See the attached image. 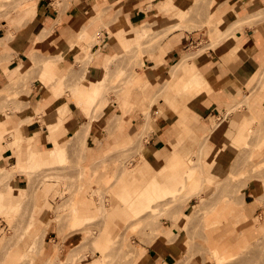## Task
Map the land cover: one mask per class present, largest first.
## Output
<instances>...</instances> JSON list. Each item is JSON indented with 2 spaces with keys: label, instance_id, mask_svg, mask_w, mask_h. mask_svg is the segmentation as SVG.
I'll list each match as a JSON object with an SVG mask.
<instances>
[{
  "label": "rangeland",
  "instance_id": "1",
  "mask_svg": "<svg viewBox=\"0 0 264 264\" xmlns=\"http://www.w3.org/2000/svg\"><path fill=\"white\" fill-rule=\"evenodd\" d=\"M33 1L0 0V29L9 30L6 41L12 40L16 32L34 20L33 18L23 23L12 21V18L16 17L13 13L18 10L20 4H29ZM195 1L192 0L191 12L188 16L177 20H174L172 15L165 18L161 16L162 24L154 25L155 16L148 24L132 30L131 39L128 40L126 39L128 37L123 36L121 39L125 38L127 43L122 42L117 33H112L111 37L118 40L123 53L116 59L112 57L110 61L108 57L105 58V76L99 81L100 88H97L100 95L91 108L93 113L88 117L100 118L104 114V108L114 101L118 106L116 112H119L122 98L130 92L131 103L125 110L119 112L120 119L114 133L109 134L106 131L107 122H102L100 137L95 138L94 143L90 145L94 149H89L81 143L70 146V141L67 157L61 154L59 158L54 157L53 163L51 160L49 163H41L32 143L34 140L29 137V133L22 137L21 130L13 124H9L4 130L0 150L3 152L8 150L4 159L7 169L18 161V153L20 157L26 158L27 163L23 168L25 176L14 172L8 173L7 170L0 174V264H9L10 253L13 254L14 264L46 263L45 251L40 249L39 242L35 244L34 231L41 223L42 225L50 223L46 247L54 242L55 235L60 231L63 233L74 231L80 236L81 252L77 264L93 262L104 256L102 252L110 254L108 257H103L105 261L102 264H144L146 258L142 257L138 260L137 254L133 252L136 250L135 247L137 249L138 247L147 249L172 247L174 246L171 245L172 242H176L180 247H177L179 257L171 264H264L263 119L249 117L250 124L241 132L246 134V137L241 144L234 146L233 150L231 147L233 141L221 146L224 147L221 157L217 159L215 165L212 161L215 167L213 172L218 176L214 175L212 181L202 184L197 181L196 175L205 166L212 168L211 161L206 162L205 156L208 135L190 138L194 132H184L187 126L184 123L178 124L179 129L177 125L178 130H174L166 137L168 150L166 159H169L165 164L169 165L173 155L175 161L172 160L171 167L159 174L164 161L159 164L151 162L153 155L146 147L148 138L145 136L140 138L135 129L130 130L128 127L122 129L123 125H119L126 116L138 112L144 114L143 121L146 122L152 119L154 121L169 110L176 114L175 121H177L180 111L189 109L190 106H185L186 104L192 103L193 109L197 102L210 92L209 87L207 90L204 87L205 94L200 93L195 96L194 92L191 100L185 99V105L181 106L177 113L175 109L178 107H173L170 104L173 101L164 95V91L168 89V72L178 59L173 64L167 65L158 78L155 71L157 63L162 62L167 56L171 48L169 40L176 31L178 34L190 36L194 43L189 48L197 51L203 46L216 48L227 39L236 38L245 25L251 26L254 23L243 24L244 21H238V17L233 20V13L221 0H202L199 9H194L197 6L193 4L198 2ZM161 3L163 0L159 4ZM159 4L150 7L155 14L158 13L157 10L160 11ZM212 4L216 5L218 11L222 7L227 10L225 19L222 18L224 19L222 25L211 22L214 15ZM218 26H221L224 32L219 33L220 38L213 43L215 40L213 35L219 30ZM107 29L110 30L109 27ZM87 36L82 34L78 43L83 39L86 40ZM4 42L1 40L0 44ZM92 42L95 43L96 38ZM145 54H148L147 59L151 63L145 62ZM2 58L8 57L4 56L0 59ZM60 59L62 58L56 60ZM39 60L42 61L41 63L46 61L43 58ZM82 60L79 61L81 69H87ZM50 62L56 63V61ZM108 64L110 65L107 66ZM38 67L39 65L23 76L9 75L10 85L0 90V117L2 119L6 117L5 122L9 123L12 120L13 102L20 103V106L15 108L18 110L28 105V95L36 78H40L49 86L58 78L56 69L52 75L37 76L35 70ZM85 72L83 79L75 82L73 86H65L64 81L58 80L55 85L57 94L69 89L72 99L76 101L77 92L83 88L88 69ZM152 76L156 81L151 80ZM139 94L146 96L140 99ZM153 98L156 102L153 101L152 107L149 108ZM104 100L106 106L103 104ZM100 106L103 108H99ZM157 109L158 113L152 112ZM224 116L225 113L220 112L219 117L213 120L214 126L221 123ZM50 130L54 129L50 128ZM25 142L28 144L27 150H24ZM91 152L96 154L95 160L87 159ZM146 162L150 164V173L158 175L148 181L140 177L142 173L138 168L144 166ZM223 169L226 171L222 173ZM173 171L180 172L181 176L178 182L169 183L170 172ZM13 176L17 180L14 193L17 199L14 203L20 200L19 192L22 189H27V194L18 202L20 203L18 207H4L10 202L8 197L12 195L14 189ZM246 183H249L247 190ZM170 184L174 189L168 187ZM142 188L146 191L142 192ZM201 189L202 193H200ZM194 193L198 194L189 199L188 195ZM83 197L92 200L94 217L72 225L66 215L70 210L68 205ZM135 201H138V204ZM124 203H132V206L140 207L133 210L128 218ZM230 203L239 207L237 210L239 214H235V211L230 213V217L222 216L221 206ZM219 215L223 219L219 218ZM104 241L110 243L103 249L99 242Z\"/></svg>",
  "mask_w": 264,
  "mask_h": 264
},
{
  "label": "crops",
  "instance_id": "2",
  "mask_svg": "<svg viewBox=\"0 0 264 264\" xmlns=\"http://www.w3.org/2000/svg\"><path fill=\"white\" fill-rule=\"evenodd\" d=\"M161 1L39 0L34 20L16 32L12 40H5L8 37L9 30L0 29V41H5L0 44V58L8 57L0 59V90L7 88L11 83L6 71L9 69L15 70L20 63L25 62L30 57L33 51H36L38 57L52 58L54 59L53 61H56L57 68L55 72L58 78L54 81L55 84L52 83L51 86L53 84L55 86L59 78L64 81L65 86H73L75 82L83 79L87 69L91 78L102 81L105 76V58L108 57L110 61L112 56H120L123 53L118 40L111 37L112 33L131 32L148 24L156 16L150 7L157 6ZM170 1L177 3L181 0ZM183 1L192 4V0ZM221 1L233 13V20L236 17L244 18L250 14L264 12V0ZM211 7L214 15L225 18L227 11L225 7H222L219 11L215 4H212ZM106 25L110 30L106 28ZM82 34H87L88 36L85 37L86 40L83 39L78 43ZM95 38L96 42L93 43L92 41ZM87 40L92 43L89 44L90 42L88 43ZM169 41L171 48L164 58L165 67L173 64L194 43L190 36L178 34L177 31ZM87 52H90L93 59L87 69H81L82 66L79 61L85 58ZM147 57L148 54H145V62L149 63ZM57 58L62 59L56 60ZM195 63L208 83L209 89H211L210 92L205 98L197 102L193 109L190 106L188 110L180 111L177 121H175L176 114L167 110L154 121L153 119L149 121L146 129L147 135L145 138H148L146 147L148 152L153 155L151 162L159 164L164 161L161 168L164 167L165 161L169 159H166L168 155L166 137L176 130L178 124L182 125L184 123L190 129V132H195L200 138L208 135V140L205 143V156L207 158L206 162L209 163L211 161L210 166L213 168L212 171H214L215 167L212 165L214 155L224 148L221 146L234 141L239 132L247 128V125L250 124L249 117L253 116L258 120H264V19L256 20L251 26L245 25V28L239 32L236 38H229L218 47L204 51L195 59ZM35 72L38 74L37 76H40L42 71L36 69ZM51 86L50 89L49 85H46L40 78H36L32 82L28 105L18 110L15 108L19 107L20 103L18 101L13 102L14 110L11 111V118L14 121H20L22 117H32L34 113H39L33 120H28L24 123L21 130L22 137L29 133V137L34 140L32 143L36 153H45V159H50L51 161L54 160L55 156L57 158L61 154L66 156L70 148L68 146L70 141V146L74 143H81L84 146H88L89 149H94L90 145L94 143L93 140L95 138L100 137L102 122H107V127H109L111 120L115 117L116 109L118 108L116 102L109 103L104 108L103 116L100 118L97 116L96 119L90 120L82 107L72 99V93L69 89L55 94L53 93L54 86ZM138 96L142 99L146 95L139 94ZM65 104L68 106L69 112L66 117L65 115L62 116L63 121L59 124L62 119V107L66 106ZM152 112L158 113V109ZM220 112L225 113V116L221 123L214 126L213 120L219 117ZM143 119L144 114L142 112L134 115L132 113L126 116L122 124L120 122L119 125H123L122 129L126 127L130 130L135 129L137 134H140L145 125ZM89 122L91 125L86 140H76V135L82 126ZM52 124L59 125L54 133H51L49 131L50 127H48ZM116 125H118L117 122L114 124L110 134L116 131ZM106 131L108 132L107 128ZM24 147V150L28 149L26 148L28 147L26 142ZM1 152L0 157L2 156L5 159L8 150L2 154ZM17 158L18 161L21 159L24 164L27 163L26 158L23 156L19 157L18 155ZM87 159L95 160L96 154L91 152ZM18 161L14 165L18 164ZM149 166V162H146L144 166L138 167L142 173L140 177H143L146 181L157 176L150 173ZM225 171V169L221 170L222 173ZM17 174L26 175V173ZM213 174L216 177L218 176L214 172ZM13 182L14 191L12 190V195H9L11 199L8 197L10 201L8 204L12 203L13 206L10 207L16 208L20 204L18 202L23 200V196L27 194V189H22L19 192L20 200L14 203L17 199L14 194L17 180L14 178ZM141 190L142 192L146 191L145 188ZM13 198L14 200L12 201ZM124 204L126 208L125 214L130 218L133 211L132 203ZM68 206L70 210L66 215L71 220L72 225L94 217L92 200L88 197L76 200ZM138 207L140 206H136V209ZM224 207H226V204L221 206L220 209ZM235 214H239V212L236 211ZM242 214L244 215V213ZM49 226L50 223L43 225L41 223L34 231L36 235L35 244L39 242L40 249L43 252L45 251V264H65L68 256H79L81 238L74 231L67 233L60 231L58 235H55L54 242L46 247ZM171 245L174 246L149 247L148 249L138 247V250L142 251V257L146 258L144 264H171L179 257L177 247H180L176 242H172ZM97 252L99 253V251ZM109 255L105 254V257ZM10 256L9 264H14L13 254L10 253ZM103 257L86 264H102Z\"/></svg>",
  "mask_w": 264,
  "mask_h": 264
},
{
  "label": "bare ground",
  "instance_id": "3",
  "mask_svg": "<svg viewBox=\"0 0 264 264\" xmlns=\"http://www.w3.org/2000/svg\"><path fill=\"white\" fill-rule=\"evenodd\" d=\"M196 1H198V2L200 1V2L198 3ZM196 1H195L196 3H194L193 5L197 6V7H195L194 9H196V8L199 9L200 6L202 5L201 4L202 0H196ZM38 4H39V0H34L32 3H29V4H25V3L20 4L18 10L13 13V14L16 15V17H13L12 21L14 23H23L25 21H29V20L33 19L35 17V15H36ZM190 5H192V4H190V3L186 2V1H183V0H181V1L177 2V3L171 2L170 0H163V3L159 4L160 11L157 10L158 13H156V18H155L156 20L154 21V25H156V24L157 25H161L162 24L163 21L160 20L161 16H164V18H165L166 16L172 15L174 20H177L178 18H183L185 16H188L190 14V12H191L190 11ZM215 17H218V18H215ZM224 19L220 18L218 15L215 14V15L212 16L211 22L213 24H218L219 23V25H222L223 22H224ZM258 19H260V20L264 19V12L263 11L262 12H258L256 14H252V15L250 14L249 16H246L244 18H239L238 17V21H241V22L244 21V23L245 22H248V23L255 22L256 20L259 21ZM218 27H219V30H217L215 32V34L213 35L215 37V40H213V43L216 42L220 38V34H223V32H224V31L221 30V26H218ZM117 36L120 39L123 38V36H126V37H128L126 39L129 40V39L132 38V32H128V31L124 32L123 31L121 33H118ZM126 39L125 38L121 39V41L125 42ZM126 43H127V41H126ZM130 43L132 45V40L130 41ZM131 48H129L130 51H131ZM209 48L210 47H208V46H203V47H200L197 51L191 50V49H189L187 51L184 50L185 52L182 53L181 57L171 66V69L169 70L168 75H167L168 89H166L164 91V95L167 96L168 99L173 101L172 103H170L173 107L174 106H175V108L178 107V108L175 109L176 113L179 111V108H181V106L185 105V103H184L185 99L191 100V98L194 95L198 96L200 93L201 94L202 93L205 94L204 87H206V90L209 87V85L206 82V80L204 79L200 69L197 67V65L195 63V59L199 55H201L204 51L208 50ZM126 50H128V49H126ZM87 53L88 54H87L86 58H84L82 60L83 64H85V67H88L89 63L93 59V56L89 52H87ZM127 53H129V52L127 51ZM127 53H125V54H127ZM112 57H113V59H116L117 57H120V56L119 55H114ZM39 58L42 59V57H38L36 55V51H33V53L30 55L29 58H27V60L25 62L20 63L15 70L13 69V71L9 69L8 71H6L7 72L6 74H8V75L17 74V75L23 76V75H26V73L31 72L33 70V68L35 69L37 65H39V67H40V68L38 67V70L42 71L41 75L42 74L43 75H46V74L47 75L48 74L52 75V73L54 74V71L57 68V65H56V63L52 64L53 62L52 63L50 62V61H53L54 59H52V58L51 59L50 58H47V59L43 58L46 61H44L45 63H41L42 61L40 62ZM148 62L151 63L149 61V59H148ZM109 65L110 64H108L107 66H109ZM164 70H165L164 60H162V62L160 61L159 63H157V66H156L155 73H156L157 78L159 77V75ZM59 80H61V79L59 78ZM151 80L153 82L156 81V79H154L153 76L151 77ZM84 81H85V83H84L85 86L83 84V88H80L78 90L77 95H76V101L82 107V109L85 111V113H86V115L88 117L89 114L91 113V108H92L93 104L96 102L97 97L100 95V91L97 90V88L100 85V82L95 80V79H93V78H91L89 72H88L87 76L85 77ZM54 84H53V86H54ZM51 85L52 84H50V86ZM50 86H49V88H50ZM171 87H173V88H171ZM53 88H54V91H55V92L53 91V93L57 94L55 86ZM194 92H195V94L192 95ZM178 96H179V98H178ZM130 97H131V92L126 97L122 98L121 105H120L121 106L120 107V111L125 110L130 105V103H131ZM153 101H155V99L152 100L151 104H149V106H148L149 108L152 107V105L154 103ZM103 102H105V100ZM168 102H171V101H168ZM101 104H99V105H101ZM103 104L106 106V102L103 103ZM185 106H191L192 107L193 104L192 103H188ZM62 108H61L62 109L61 117L66 115L69 112V108H68L67 105L63 106ZM99 108H103V107L100 106ZM99 111H100V109H99ZM101 111H102V109H101ZM119 112H116L115 117L111 120L110 126L107 127V130H108L109 134L112 132V128H113L114 124L116 122H118V120L120 119V115H118ZM38 114L39 113H34L32 117H27V118L26 117L25 118L22 117L20 121L10 120L9 123H8V121L5 122V120H6L5 116L6 115L4 116L5 117L4 119H2L0 117V142H2L1 141L2 133L9 126V124L17 125V129L22 130L23 126H24V123L26 121H28V120H33L35 118V116H37ZM90 120H92V118H90ZM62 121H63V117L60 120L59 124H61ZM90 122L87 123V124H84L82 126V128L80 129V131L76 135V140H78V141H83L84 139L86 140L88 132H89V128H90V125H91ZM148 122L149 121L144 122L145 123L144 128H143L142 132L139 134L140 138H144V136L147 135L146 134L147 133L146 129L148 127ZM52 125H54V124H52ZM52 125H49L48 127L54 129L52 131L49 129V131H51V133H54L58 129L59 125H54V126H52ZM179 127L180 126L178 125L177 128L179 129ZM178 129H176V130H178ZM189 131H190V129L188 127H185L184 132H189ZM192 136L195 137V136H198V135L195 134V132H194L190 136V138H192ZM245 137H246V134H242L241 132H239V134L235 137L234 141L231 143L232 150H233L234 146H238L239 144H241ZM28 141H30V140H28ZM18 151H20V150L18 149ZM44 154H39V152H37L36 155H38V160L41 163H49L50 159L46 160ZM216 154L214 155V159L212 160L214 162L213 165H215L217 159L221 157L222 150L220 149L219 152H217ZM18 155L20 157V153H18ZM174 156L175 155H173L170 158L171 162H169V165H170V163H172V160L175 161L173 159ZM53 161H51V163ZM169 165L165 164L164 167L161 168L159 174L161 172H164L163 171L164 169L166 170L168 167L170 168L171 165L170 166ZM24 167H25L24 166V162L21 161V159H19L18 164L13 165L11 168L7 169V167L5 166V163H4V158L2 156L0 157V174L4 170H7L8 173H12V172H14V173H18V172L23 173L24 172L23 171ZM27 168H29V167H27ZM212 170H213V168H209L207 166H205V168H202V170H200L199 173L196 175V179L198 178L197 181H199L201 184L203 182L212 181V177L214 176ZM179 176H181L180 172H177V171H173L172 173L170 172V182L169 183L178 182V180L180 179ZM248 184L249 183H246V190H247ZM168 187L174 189L172 184H170ZM200 188H202V186H200ZM3 191H4V189L2 190V194H3ZM152 191L154 192L155 190H152ZM166 191H168V190H166ZM147 192H149V191L147 190ZM200 193H202V189H201ZM24 194H22V195H24ZM196 194H198V193L189 194L188 198L191 199ZM1 198H2V196H1ZM9 199H11V197ZM13 200H14V198L12 199V201ZM135 203L138 204V201H135ZM7 205L8 206H13L12 203L11 204H7ZM132 207H133L132 210L136 209V206H132ZM6 208H8V207H6ZM238 209H239V207L235 206L233 203H230L229 205H226V207H224L223 209H220L222 211L220 214L222 216L230 217V213L235 212ZM221 215H219L220 216L219 218L223 219V217ZM109 243L110 242H104V243L99 242V245L101 247H103V249H104V248L108 247ZM135 248H136V250H134L133 252L137 254V256H138L137 259L139 260V259L142 258V253L143 252L139 251L137 249V247H135ZM102 253L104 254V257H105V252H102ZM216 255H217V252H216ZM66 260H67L68 264H77V262L80 260V258L78 256H75V255H70V256H68V258ZM103 261H105L104 258H103ZM103 261H102V263H103Z\"/></svg>",
  "mask_w": 264,
  "mask_h": 264
}]
</instances>
